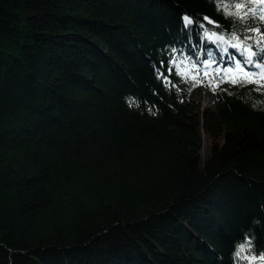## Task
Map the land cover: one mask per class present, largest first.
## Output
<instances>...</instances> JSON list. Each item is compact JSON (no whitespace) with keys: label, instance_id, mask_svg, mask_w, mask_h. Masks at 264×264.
I'll list each match as a JSON object with an SVG mask.
<instances>
[{"label":"trees","instance_id":"16d2710c","mask_svg":"<svg viewBox=\"0 0 264 264\" xmlns=\"http://www.w3.org/2000/svg\"><path fill=\"white\" fill-rule=\"evenodd\" d=\"M261 56L260 0H0V264H264Z\"/></svg>","mask_w":264,"mask_h":264},{"label":"snow or ice","instance_id":"6c2138e0","mask_svg":"<svg viewBox=\"0 0 264 264\" xmlns=\"http://www.w3.org/2000/svg\"><path fill=\"white\" fill-rule=\"evenodd\" d=\"M260 2L264 3V0H260ZM204 19L208 20L207 17H205ZM183 21H184L185 27H187L188 25L193 23L192 19L190 17H188V16H184L183 17ZM209 23H212V22L209 21ZM201 27L203 28V25H201ZM204 35L207 37V39L209 41L214 42L216 44V46L218 48H220L221 51L223 53H225V54L229 53V48L228 47H224L225 44H230L231 48H233V49H238V48L241 47V45L232 44L231 41H226L225 37L223 35H216L215 31H213L211 34H209L208 31L205 29ZM233 39H236V37H233ZM171 52H172V56H171V59L168 61V64H169V67H168V70H167L168 71V76H164V73L161 72L159 69H157V72H158V77L157 78L160 79L161 77H163V83H164L165 87H168L171 84V81L169 80V77L172 75V71H173L172 66L173 65L176 66V75L177 76H184L185 78H188L187 73L185 72V69H187L188 72H191L192 69H197L196 73L191 75L190 78L192 80H194V81H198L200 73L198 71L199 65L197 64L196 60L193 59V57L188 56L186 54H184L182 56V58L178 60L177 56H176L177 50L175 48H172ZM201 54H203V50H201ZM207 55H208V58L203 60V62H202L203 65L205 66V68L208 67L210 61L215 63L212 51H208ZM238 55L241 57V59H237L236 55H230V57H229L234 62L233 66L239 68L241 63H243L244 66L247 67L251 63L250 58L247 59V60H243V56H244V52L243 51H240L238 53ZM222 58L223 57H221V59ZM259 58L264 60V56H261ZM188 61H192L191 68H188ZM182 64L185 65V69H182L180 67ZM162 66H163V62H162ZM252 66L256 67V68L260 67V65H258V64H253ZM226 70H229V69L226 68ZM219 71H220V69L217 66L216 72H219ZM203 76L207 77L208 76V72L205 71L203 73ZM200 82H202V81H200ZM172 86L175 87L176 85H172ZM213 91H215V89H213ZM241 251H243V246H241ZM260 258L264 259V256H261Z\"/></svg>","mask_w":264,"mask_h":264},{"label":"rangeland","instance_id":"374dc122","mask_svg":"<svg viewBox=\"0 0 264 264\" xmlns=\"http://www.w3.org/2000/svg\"><path fill=\"white\" fill-rule=\"evenodd\" d=\"M263 4V8H264V3H262ZM208 33L209 34H211L212 32H210V31H208ZM216 33V35L218 34V35H220L219 33H217V32H215ZM226 40V39H225ZM227 41V40H226ZM248 53H251V50L250 49H248ZM230 71L232 70V69H230V68H228ZM198 95L200 96V97H202V100H203V104L204 105H208V106H215V97H214V95L212 94V93H210V92H208V90H206V89H201V91L198 93ZM205 146L207 147L206 148V151H207V149H208V143L207 142H205Z\"/></svg>","mask_w":264,"mask_h":264}]
</instances>
